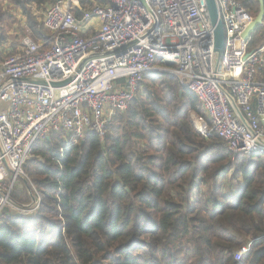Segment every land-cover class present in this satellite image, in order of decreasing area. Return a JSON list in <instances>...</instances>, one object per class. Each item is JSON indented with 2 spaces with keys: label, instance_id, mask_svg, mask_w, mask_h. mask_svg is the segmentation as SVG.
<instances>
[{
  "label": "trees",
  "instance_id": "16d2710c",
  "mask_svg": "<svg viewBox=\"0 0 264 264\" xmlns=\"http://www.w3.org/2000/svg\"><path fill=\"white\" fill-rule=\"evenodd\" d=\"M238 1L257 15L259 0ZM55 2L0 0V43L16 11L38 37L29 5ZM263 42L264 20L248 49ZM189 111L204 114L194 94L150 72L103 140L89 132L76 144L62 134L37 141L24 171L41 204L0 219V264H264V153H229L196 131ZM31 194L21 181L11 197L26 204Z\"/></svg>",
  "mask_w": 264,
  "mask_h": 264
},
{
  "label": "built area",
  "instance_id": "2783aa9c",
  "mask_svg": "<svg viewBox=\"0 0 264 264\" xmlns=\"http://www.w3.org/2000/svg\"><path fill=\"white\" fill-rule=\"evenodd\" d=\"M83 1L56 0L40 11L38 37L0 43V219L34 215L41 204L24 171L37 141L62 134L76 144L89 132L103 140L150 72L173 75L194 94L202 136L219 137L233 155L264 153V42L248 49L251 17L238 0H215L220 56L205 0ZM21 181L32 191L26 204L11 197Z\"/></svg>",
  "mask_w": 264,
  "mask_h": 264
},
{
  "label": "water",
  "instance_id": "95a60500",
  "mask_svg": "<svg viewBox=\"0 0 264 264\" xmlns=\"http://www.w3.org/2000/svg\"><path fill=\"white\" fill-rule=\"evenodd\" d=\"M207 13L209 20L214 28V49L220 56L224 48V29L222 22L218 18L217 5L215 0H205ZM264 20V1L259 0V11L257 15L251 19L246 28L244 29L242 36L244 39H249L255 29L263 24ZM61 85V84H55Z\"/></svg>",
  "mask_w": 264,
  "mask_h": 264
},
{
  "label": "rangeland",
  "instance_id": "374dc122",
  "mask_svg": "<svg viewBox=\"0 0 264 264\" xmlns=\"http://www.w3.org/2000/svg\"><path fill=\"white\" fill-rule=\"evenodd\" d=\"M28 7V6H27ZM29 7L31 8V13L32 15H35L37 16V19L40 23V18H41V14H40V11H41V8H37L35 5H29ZM28 7V8H29ZM16 10V9H15ZM14 9H12V11L15 12ZM250 15V13H249ZM24 16V15H23ZM251 19L254 18L253 15H250ZM14 18V17H13ZM12 18V19H13ZM25 20H26V17L24 16ZM15 21H12L10 20L9 23L7 25H4L3 28L5 31V34L7 35V40L5 41V46H7V48H9V46L12 44V42L14 41L16 43V45L19 43L21 37L25 36V35H31V32L26 28L25 26V20H19L16 18H14ZM20 28H24V30L22 31V29ZM25 33V34H24ZM24 34V35H23ZM17 36V37H16ZM16 37V38H15ZM0 48H2V44H0ZM1 56L3 57V53L2 51H0V59H1ZM160 73V72H158ZM195 117H202L205 119V116L204 114L203 115H196V113L194 112H190L189 111V119L190 121L193 123V119ZM194 126V125H193ZM195 128V127H194ZM196 129V128H195ZM197 131V130H196ZM198 132V131H197ZM200 134V133H199ZM229 176V175H228ZM239 179L235 178L234 176L232 177V186L233 184L235 185L237 182H238ZM227 184L225 183L224 184V187H226ZM225 189V188H224ZM248 246H249V243L247 244H243L242 246H240L237 250H236V253H244L245 251H247L248 249Z\"/></svg>",
  "mask_w": 264,
  "mask_h": 264
},
{
  "label": "crops",
  "instance_id": "0c3cea01",
  "mask_svg": "<svg viewBox=\"0 0 264 264\" xmlns=\"http://www.w3.org/2000/svg\"><path fill=\"white\" fill-rule=\"evenodd\" d=\"M260 81H264V72L261 73V76H259Z\"/></svg>",
  "mask_w": 264,
  "mask_h": 264
}]
</instances>
